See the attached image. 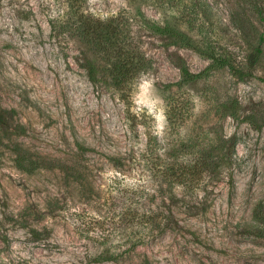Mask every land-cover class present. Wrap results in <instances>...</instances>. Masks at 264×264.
<instances>
[{
  "label": "rangeland",
  "instance_id": "rangeland-1",
  "mask_svg": "<svg viewBox=\"0 0 264 264\" xmlns=\"http://www.w3.org/2000/svg\"><path fill=\"white\" fill-rule=\"evenodd\" d=\"M64 6L0 0V264H264V0Z\"/></svg>",
  "mask_w": 264,
  "mask_h": 264
},
{
  "label": "trees",
  "instance_id": "trees-1",
  "mask_svg": "<svg viewBox=\"0 0 264 264\" xmlns=\"http://www.w3.org/2000/svg\"><path fill=\"white\" fill-rule=\"evenodd\" d=\"M56 1V3L58 4V6H60V8L63 10L64 9V5H65V2L67 0H54ZM73 1H77V0H72ZM261 20H263V17H262V14L260 12H258ZM80 22L79 24L81 25V27L85 28L86 27V24H88L87 20L86 19H83V18H80ZM179 36H182L181 34H177ZM216 63L220 66V67H224L225 65L228 66V67H231L230 63L228 62L227 58L226 57H223V56H220V57H217L216 59ZM181 73H182V77L186 80H189V79H192V78H196L197 75H194V74H191L187 69L185 68H181ZM159 219V216H156L155 218H152L150 220V223H152L151 227L154 231H160V227L162 225V222ZM154 221V222H153ZM154 223V224H153Z\"/></svg>",
  "mask_w": 264,
  "mask_h": 264
}]
</instances>
